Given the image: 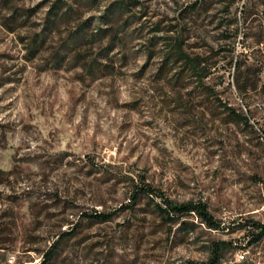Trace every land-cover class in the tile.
Returning a JSON list of instances; mask_svg holds the SVG:
<instances>
[{
	"label": "rangeland",
	"instance_id": "374dc122",
	"mask_svg": "<svg viewBox=\"0 0 264 264\" xmlns=\"http://www.w3.org/2000/svg\"><path fill=\"white\" fill-rule=\"evenodd\" d=\"M53 1L0 0V264H39L65 231L47 264H194L216 241L217 264H264V236L247 244L264 225V0H122L141 16L124 28L117 0H81L44 30ZM175 38L202 83L162 64ZM144 184L220 228L132 203Z\"/></svg>",
	"mask_w": 264,
	"mask_h": 264
},
{
	"label": "trees",
	"instance_id": "16d2710c",
	"mask_svg": "<svg viewBox=\"0 0 264 264\" xmlns=\"http://www.w3.org/2000/svg\"><path fill=\"white\" fill-rule=\"evenodd\" d=\"M92 1V0H88ZM78 2H81V0H55L51 3L45 18V26L44 30H53L55 26H58L57 23L64 22L68 20L69 18H72L74 16L76 9L74 4H77ZM196 2V1H195ZM194 4V3H192ZM107 11H109L110 16L115 14H118L119 16H126V19L123 21L122 28L128 27L131 24L135 23L136 21L141 19V16L138 15L135 17V15H132L130 13L129 3L122 0L114 1L110 4ZM109 15L104 14L101 16L104 20H110L107 23H112V19H110ZM130 18V20L128 19ZM133 20V21H131ZM110 23V24H111ZM82 25H78L76 29V38H82L83 35L80 34V31L82 30ZM111 27H107L105 29L99 28V32L102 33V38L107 37V34L110 33ZM96 35V34H92ZM113 35L110 39H113ZM154 38L158 37H151L149 40L151 41ZM168 52L162 57L164 59V62L162 64L169 66L168 69L172 70L173 64L179 63L181 67L179 68V73L189 71L191 73V76H198L200 82L202 83L203 78H205L207 67H205L202 64V58L200 56H190L185 53L183 47H182V40L180 38H175L172 41V44L169 46ZM152 54V49L149 51V55ZM237 70L239 72V66L237 67ZM245 78H241L242 82L239 80L236 81L237 89L238 91H242L246 89V84L241 85V83H244ZM236 118H239L240 120H246V117L243 115H240L238 113L235 114ZM136 189H134L132 193L131 200L132 203H135L137 201L138 195L140 193H144L145 195H155L162 198V202H164V206L156 205V208L160 215H162L164 218H166L169 222L175 223L178 222L180 226H185L187 224L184 220H181V215L183 214H191L194 213L195 216L205 224L208 228L211 229H219L220 224L213 218V216L208 212L207 207L204 203L201 201H187L184 203H175L172 200L166 199L165 197H162L160 193L155 191L153 188H151L149 185L144 184L141 186H136ZM92 216V215H89ZM94 218L105 220L109 218L108 214H102V213H95L93 215ZM252 228L254 231H251L250 233V239L247 241L248 245H251L257 241H259L264 236V225L259 222H251ZM70 231H65L60 234V239H56L50 248L46 250L43 254V258L39 264H47L51 258L55 255L57 248H59L57 245L59 244L60 240L65 236H70ZM59 238V237H58ZM226 245L225 241H216L213 242L210 248V256L206 261L196 262L194 264H217L221 259V254L223 251L224 246ZM193 264V263H190Z\"/></svg>",
	"mask_w": 264,
	"mask_h": 264
},
{
	"label": "built area",
	"instance_id": "2783aa9c",
	"mask_svg": "<svg viewBox=\"0 0 264 264\" xmlns=\"http://www.w3.org/2000/svg\"><path fill=\"white\" fill-rule=\"evenodd\" d=\"M240 258H244V253H243V252L240 253V254L238 255V260H239Z\"/></svg>",
	"mask_w": 264,
	"mask_h": 264
}]
</instances>
